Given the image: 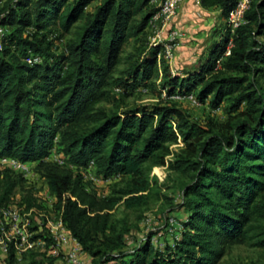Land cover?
Here are the masks:
<instances>
[{
  "label": "trees",
  "instance_id": "obj_1",
  "mask_svg": "<svg viewBox=\"0 0 264 264\" xmlns=\"http://www.w3.org/2000/svg\"><path fill=\"white\" fill-rule=\"evenodd\" d=\"M97 1L0 0V158L35 163L91 264H219L234 244L264 249V0H252L247 24L233 33L227 21L238 0H200L221 11L223 24L204 62L182 75L172 74L161 46H143L162 0H102L86 12ZM80 22L58 56L56 42ZM130 39L141 44L140 56H128L129 67L114 77ZM160 54L168 98L194 94L213 109L228 101L225 122L195 123L173 104L117 114L99 106L115 92L126 98L148 91ZM180 140L184 146L173 152ZM54 150L64 166L45 161ZM91 163L98 177L125 180L118 197L87 190L81 172ZM162 166L185 178V218L175 220L180 230L171 242L157 239L155 246L150 235L129 250L131 227L112 211L120 201L127 210L146 206L151 171ZM24 183L22 175L0 171V208ZM16 204L38 206L30 191ZM18 263L11 245L5 264Z\"/></svg>",
  "mask_w": 264,
  "mask_h": 264
},
{
  "label": "rangeland",
  "instance_id": "obj_2",
  "mask_svg": "<svg viewBox=\"0 0 264 264\" xmlns=\"http://www.w3.org/2000/svg\"><path fill=\"white\" fill-rule=\"evenodd\" d=\"M102 0H98L93 5H91L87 10H93L95 5H99ZM153 4H159V1H154ZM160 5V4H159ZM141 17L137 18L139 21ZM81 24L77 23L76 27L71 29L69 34H64L62 39L56 42L55 53L60 56L64 52L65 43L77 36L78 28ZM58 27L55 26L54 29ZM174 27H169V24L163 28L161 24L157 26V30L162 32L161 43L157 46L164 48L168 43V36ZM56 35H61L56 31ZM154 36V29L148 28V38L147 42L143 46L147 49L156 47L151 45L150 39ZM144 40V39H143ZM209 40V41H208ZM203 44L189 46L193 51L186 50L183 48H175L174 59L169 62L172 74L182 75L187 70H191L199 67V65L204 62L208 57L209 50L213 45L214 41L211 36ZM193 43V42H192ZM188 44L182 45L184 47ZM142 48L141 44L138 45L135 39H130L123 46V50L120 57V63L114 71V77H119L123 71L129 67V61L126 60L128 56L137 58L140 56L139 49ZM145 50V49H144ZM143 52L141 53V55ZM159 57V56H158ZM161 54L160 58H157L158 73L155 75L149 85V90L143 92L142 90L136 91L129 97L123 98L117 92L111 95L109 102H103L99 106L106 108L110 113L117 114L122 113L127 109H134L140 106H152L156 104H173L178 108L182 109L191 120L195 123L206 125L210 120L216 123H223L227 120V112L229 102L224 101L220 108L213 109L210 105V99H208L204 104L197 103L192 105L186 100H175L168 98L165 91L161 87ZM261 86L264 88V79H260ZM184 144L179 141L178 145L171 146L173 152H178ZM55 154H51V158L55 159L60 157L59 154L54 151ZM56 155L57 157L53 156ZM172 160V157L167 158V162ZM5 168L0 167L2 172ZM30 173L28 176L23 177L25 180L24 189L18 188L14 193L13 205L19 202V200L24 197L28 191H30L33 196L34 194L43 193L44 195L49 194L47 190L46 182L36 171V165H31ZM80 172H77V174ZM83 174V181L88 191L96 194L99 198H111L118 197L119 190L123 188L125 180L121 177H115L110 180H104L98 177L93 168H88L81 172ZM20 175V174H18ZM21 176V175H20ZM151 178L154 180V190L149 195V200L146 206L139 210H127L124 206L123 201H120L115 209L112 211V216L114 220H123L130 227V235L127 238V246L129 250H132L135 246L146 240L150 235H153V244L157 246L156 240L163 239V242H171L172 235L180 230L179 225L175 220L185 218V213L180 210L179 204L182 202V193L180 191L181 182L185 178L179 176L178 174L170 171L167 166L154 167L151 171ZM46 197V196H45ZM175 218V219H172ZM169 221V226H168ZM264 225V222H262ZM168 226V227H167ZM33 228V227H32ZM34 230V228L32 229ZM162 232V237H155L157 233ZM1 239V237H0ZM38 255L25 254L22 260L18 264H67L64 254L58 258L46 257L44 254L35 253ZM5 256L1 251L0 244V264H5ZM84 261L87 264H91V259L86 255L84 256ZM264 264V249L249 247L247 245L234 244L230 246L225 257L221 260L219 264Z\"/></svg>",
  "mask_w": 264,
  "mask_h": 264
},
{
  "label": "built area",
  "instance_id": "obj_3",
  "mask_svg": "<svg viewBox=\"0 0 264 264\" xmlns=\"http://www.w3.org/2000/svg\"><path fill=\"white\" fill-rule=\"evenodd\" d=\"M185 1L187 0H162L160 2V11L149 21V27L154 29V36L150 39L151 45L157 46L161 43L162 32L157 30V26L161 24L165 28ZM251 3L252 0L237 1L227 21L232 33L247 24L246 13L249 11ZM3 33L4 29L0 26V34ZM183 38L184 33L179 30H173L169 34L167 40L169 44L165 45L164 53L170 62L174 59L175 48L181 44ZM231 47L232 41H230L223 58L230 55ZM223 58L217 61L216 70L221 68ZM28 63H31L30 59ZM170 99L186 100L192 105L198 103L194 94L175 95ZM45 161H52L59 166L65 165L61 156L55 159L50 156ZM31 165H35V163H23L7 157L0 158V167L8 168L23 177L29 175ZM93 166L91 163L89 168H93ZM34 198L38 206L28 211L17 204L13 205V203L0 208V244L5 258H7L12 245L18 262L25 254L39 253L50 258H58L64 254L67 264H87L84 261L85 253L81 245L64 225L63 207H58L57 198L43 193H40L39 196L38 193L34 194Z\"/></svg>",
  "mask_w": 264,
  "mask_h": 264
},
{
  "label": "crops",
  "instance_id": "obj_4",
  "mask_svg": "<svg viewBox=\"0 0 264 264\" xmlns=\"http://www.w3.org/2000/svg\"><path fill=\"white\" fill-rule=\"evenodd\" d=\"M222 24L219 9H205L201 6L200 0H187L180 6L169 27L184 33L178 48L193 51L189 46L203 44L211 36L213 40H219L217 30ZM184 43L188 45L181 47Z\"/></svg>",
  "mask_w": 264,
  "mask_h": 264
}]
</instances>
